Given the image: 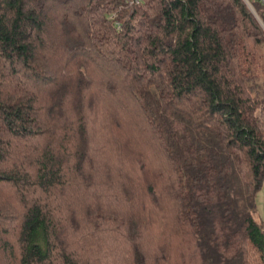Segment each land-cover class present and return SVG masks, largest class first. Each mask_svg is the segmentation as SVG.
Segmentation results:
<instances>
[{
    "label": "trees",
    "instance_id": "1",
    "mask_svg": "<svg viewBox=\"0 0 264 264\" xmlns=\"http://www.w3.org/2000/svg\"><path fill=\"white\" fill-rule=\"evenodd\" d=\"M262 0H0V264H264Z\"/></svg>",
    "mask_w": 264,
    "mask_h": 264
},
{
    "label": "crops",
    "instance_id": "2",
    "mask_svg": "<svg viewBox=\"0 0 264 264\" xmlns=\"http://www.w3.org/2000/svg\"><path fill=\"white\" fill-rule=\"evenodd\" d=\"M264 191V185H263V187H262V190L260 191V192H263ZM259 195V194H258ZM259 196H257V211H258V207L260 206V205H262V212H263V215L261 216V218H258V219H260L263 223H264V195H261V197H259ZM258 214L256 213V216H257Z\"/></svg>",
    "mask_w": 264,
    "mask_h": 264
},
{
    "label": "rangeland",
    "instance_id": "3",
    "mask_svg": "<svg viewBox=\"0 0 264 264\" xmlns=\"http://www.w3.org/2000/svg\"><path fill=\"white\" fill-rule=\"evenodd\" d=\"M261 195H264V191H263V192H260L258 196L261 197ZM259 197H258V198H259ZM257 201H258V200H257ZM262 211H263V210H262V205H260V206L258 207V211H257V214H258L257 217H258V218H261V216L263 215V212H262Z\"/></svg>",
    "mask_w": 264,
    "mask_h": 264
},
{
    "label": "built area",
    "instance_id": "4",
    "mask_svg": "<svg viewBox=\"0 0 264 264\" xmlns=\"http://www.w3.org/2000/svg\"><path fill=\"white\" fill-rule=\"evenodd\" d=\"M247 2V0H245ZM264 2V0H262Z\"/></svg>",
    "mask_w": 264,
    "mask_h": 264
}]
</instances>
